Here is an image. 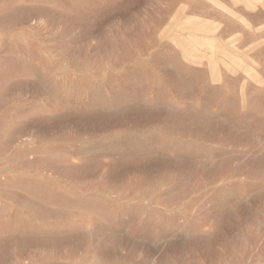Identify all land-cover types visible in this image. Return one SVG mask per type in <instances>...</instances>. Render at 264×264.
I'll return each mask as SVG.
<instances>
[{"label": "rangeland", "instance_id": "1", "mask_svg": "<svg viewBox=\"0 0 264 264\" xmlns=\"http://www.w3.org/2000/svg\"><path fill=\"white\" fill-rule=\"evenodd\" d=\"M0 264H264V0H0Z\"/></svg>", "mask_w": 264, "mask_h": 264}]
</instances>
